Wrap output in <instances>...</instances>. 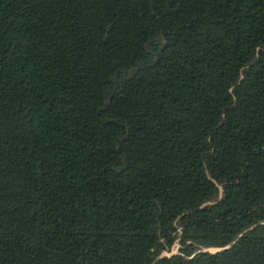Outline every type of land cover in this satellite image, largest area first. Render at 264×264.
Instances as JSON below:
<instances>
[{
    "label": "trees",
    "instance_id": "obj_1",
    "mask_svg": "<svg viewBox=\"0 0 264 264\" xmlns=\"http://www.w3.org/2000/svg\"><path fill=\"white\" fill-rule=\"evenodd\" d=\"M0 264H264V0H0Z\"/></svg>",
    "mask_w": 264,
    "mask_h": 264
},
{
    "label": "rangeland",
    "instance_id": "obj_2",
    "mask_svg": "<svg viewBox=\"0 0 264 264\" xmlns=\"http://www.w3.org/2000/svg\"><path fill=\"white\" fill-rule=\"evenodd\" d=\"M177 248H178V244L177 243H175L174 245H173V247L171 248V251L170 252H175L176 250H177ZM166 253V252H165ZM164 253V254H165Z\"/></svg>",
    "mask_w": 264,
    "mask_h": 264
},
{
    "label": "water",
    "instance_id": "obj_3",
    "mask_svg": "<svg viewBox=\"0 0 264 264\" xmlns=\"http://www.w3.org/2000/svg\"><path fill=\"white\" fill-rule=\"evenodd\" d=\"M215 250H217V249H215ZM172 253H174V252H169V253H165V254H163V255H169V254H172ZM162 255V256H163ZM161 257V256H160Z\"/></svg>",
    "mask_w": 264,
    "mask_h": 264
}]
</instances>
